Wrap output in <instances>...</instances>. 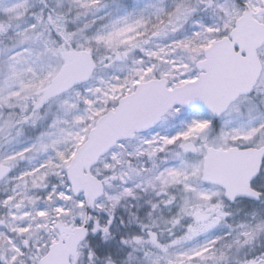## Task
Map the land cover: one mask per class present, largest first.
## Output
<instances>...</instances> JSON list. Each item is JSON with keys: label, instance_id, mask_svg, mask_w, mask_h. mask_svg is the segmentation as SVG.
Here are the masks:
<instances>
[{"label": "snow or ice", "instance_id": "1", "mask_svg": "<svg viewBox=\"0 0 264 264\" xmlns=\"http://www.w3.org/2000/svg\"><path fill=\"white\" fill-rule=\"evenodd\" d=\"M0 264H264V0H0Z\"/></svg>", "mask_w": 264, "mask_h": 264}]
</instances>
